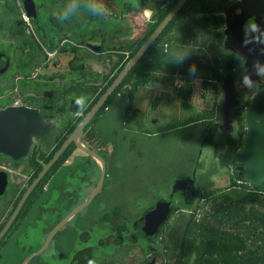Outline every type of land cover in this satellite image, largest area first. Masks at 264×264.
I'll use <instances>...</instances> for the list:
<instances>
[{"label":"flooded vegetation","instance_id":"flooded-vegetation-1","mask_svg":"<svg viewBox=\"0 0 264 264\" xmlns=\"http://www.w3.org/2000/svg\"><path fill=\"white\" fill-rule=\"evenodd\" d=\"M127 1L97 5L104 21H89L85 10L75 11L80 6L68 5L66 19L43 24L41 9L36 18L25 19L23 6L21 22L0 26V43L14 45V55L0 52V111L38 110L54 122L25 155L23 150H16V156L0 153V264L184 263L179 260L180 242L188 222L193 225L200 218L201 184L215 186L226 174L235 179L244 173L245 178L242 160L222 167L219 155L228 150L229 138L243 142L237 157L243 150L253 98L248 93L264 90V0H187L169 23L171 41L165 36L158 45L165 54L176 51L182 57L188 65L184 72L156 71L157 81L135 89L132 99L134 85L124 86L127 96L120 93L112 110L106 109L111 114L117 110L115 130L104 131L101 122L110 117L102 115L78 141L63 148L104 87V77L115 73L109 61L129 58L181 0ZM137 13L146 18L141 31ZM24 41L33 43L29 54L23 51ZM24 56L33 59L23 62ZM202 65L216 69L220 80L203 77ZM248 70L251 75L242 84ZM228 75L245 94L237 98L225 124L223 86ZM189 78L194 92L199 80L204 91L213 93L208 110L215 104L214 85L220 89V118L210 119L208 129L196 126L201 122L194 96L191 110L184 109L178 96ZM242 109L240 122L236 114ZM189 126L193 129L183 134ZM163 135L172 136L181 148L202 137L191 175L175 178L171 185L146 174L141 162L147 154L137 138ZM181 180L186 184L175 188ZM162 203H170V213L163 218L161 209L152 215Z\"/></svg>","mask_w":264,"mask_h":264},{"label":"trees","instance_id":"trees-1","mask_svg":"<svg viewBox=\"0 0 264 264\" xmlns=\"http://www.w3.org/2000/svg\"><path fill=\"white\" fill-rule=\"evenodd\" d=\"M25 0H0V21L4 22L22 21L23 3ZM37 8L42 10V16L39 21L51 20L58 22L67 18V6L77 5L79 8L75 11L85 10L87 13V19L94 21L105 20V14L101 13L96 8L97 5L113 4L115 2H125L127 0H34ZM99 11V12H98ZM99 13V14H98ZM163 19H160L158 23L141 39L137 46V49L132 55L127 58H121L118 60H110L109 66L112 67V71H115L113 75H106L102 81L104 87L99 92V95L94 99L92 104L88 107L86 113L90 112L98 100L113 84L118 75L123 71L127 63L136 55L141 49L144 43L148 40L155 30L160 26ZM17 25V24H16ZM15 25V26H16ZM61 29H64V25L59 23ZM172 25H169L160 37L152 44L142 59L131 70L129 75L123 81V83L116 89V91L110 96L103 108L97 113V115L91 121V124H95L101 121V116H112L111 110L114 101L119 100V94L124 93V97L127 96L129 89L124 86L134 85V90L131 91L130 98L133 97V92L138 87L146 86L157 81L155 75L156 71L161 69H167L169 73L175 74L178 70L187 68L185 61L178 53L172 52L171 54H165L164 49L160 50L158 45L165 36L166 41L170 40V30ZM10 28L14 29L12 25ZM13 44L0 43V52H10L14 55ZM47 49L52 51V46L47 44ZM33 43L30 41H24L23 51H27L28 54L32 52ZM43 52H45L43 50ZM24 53V52H23ZM32 56L23 57V62L32 61ZM14 59H12L13 62ZM14 64V63H12ZM16 64V63H15ZM15 67H21L19 64ZM22 67L28 68L30 64H23ZM191 68V67H190ZM200 73L205 78L213 80H220L221 74L213 67L199 66ZM185 74V73H183ZM215 88V104L212 110H205L198 115V119L201 122L200 128H209V120H218L220 118V111L218 109V100L220 89L218 84L214 85ZM194 89L193 82L190 78L183 88L178 92L179 98L183 100L185 110H191V100L193 97ZM110 107V111L106 110ZM239 111L236 115L240 122L244 121V109ZM111 119V118H110ZM191 120H189L190 122ZM188 121L182 123L186 125ZM104 131H113L115 127H104ZM186 130V129H185ZM211 138L208 139V142ZM228 150L226 153L219 155L220 164L222 167H232L239 164L237 159V153L242 148L243 142L236 141L234 139L227 140ZM242 173L236 176L233 185L226 189H211L204 190L202 198L204 203L200 206V218L195 223L188 222L185 227V233L180 242V254L179 260H184V263L175 264H264V183L263 184H240L238 181L245 178ZM190 205V204H189ZM188 205V206H189Z\"/></svg>","mask_w":264,"mask_h":264},{"label":"water","instance_id":"water-1","mask_svg":"<svg viewBox=\"0 0 264 264\" xmlns=\"http://www.w3.org/2000/svg\"><path fill=\"white\" fill-rule=\"evenodd\" d=\"M187 0H181L180 3L172 10L166 19L160 24L150 38L144 43L136 55L127 63L123 71L118 75L113 84L98 100L90 112L85 116L71 137L64 145L66 148L72 141H78L81 133L86 126L93 120L97 113L103 108L110 96L123 83L131 70L146 54L152 44L160 37L167 28L172 19L181 10ZM27 13V18L37 17V5L34 0H25L23 3ZM251 75L249 70L242 77V84L248 80ZM225 106L223 109V117L225 124L231 119L230 110L235 107L236 100L239 96L245 94L244 91H238L234 77L228 75L225 78L223 86ZM246 92V91H245ZM247 93V92H246ZM252 98V103L246 113L248 125V136L245 147L238 154V159L245 163L246 175L245 180L250 184L264 183V90L259 92L250 91L248 93ZM54 125L52 119H47L39 113L38 110H30L27 108H8L0 111V153L15 155L16 150L22 151L20 154L25 155L32 146V142L37 137H42L49 132ZM19 154V155H20ZM21 156V155H20ZM186 184L185 181H177L175 188H180ZM101 187V186H100ZM99 187V189H100ZM163 211L165 218L171 211L170 203L159 204L152 215ZM3 235H0V239ZM26 264V263H23Z\"/></svg>","mask_w":264,"mask_h":264},{"label":"rangeland","instance_id":"rangeland-1","mask_svg":"<svg viewBox=\"0 0 264 264\" xmlns=\"http://www.w3.org/2000/svg\"><path fill=\"white\" fill-rule=\"evenodd\" d=\"M135 20L137 27H139V31H141L146 21L144 14L137 13L135 16ZM168 79L170 83L171 82L170 77H168ZM197 81H198V83H196L197 93L193 99V103L195 106L199 108L198 110L201 113L205 110L212 108L213 93L209 91H204L201 82L199 80ZM117 114H118L117 110H115L114 114H112V116L110 117L111 119L101 122L102 125H105L104 127L109 125L110 127L117 126L118 125ZM193 115L196 116L197 115L196 112H194ZM185 121L187 120H184L183 122ZM199 125L200 124L196 126ZM192 129L193 126L184 128L183 134H185L187 130L191 131ZM137 138L142 140L141 141V143L143 144L142 148L147 154V156L141 163L146 164L145 168L149 171V173L146 174L147 175L150 174L149 176L152 177V179L162 177L166 180V182L169 185H171V183L175 178H183L186 177L187 175H191L193 168L196 167L197 155H198L197 153L199 149L198 143H201L202 137H200V139L198 140H195L191 146H184L183 148H181V146H178L175 139H173V137L169 135L150 137V138H144V137H137ZM184 138H186V136ZM160 172H162L161 175H159ZM233 182H234V178L226 174L224 176V179L218 181L215 184V186L211 184L202 183L200 189L203 191V193L204 190L207 188L213 189V187H215L216 189L217 188L226 189L231 185H233Z\"/></svg>","mask_w":264,"mask_h":264},{"label":"clouds","instance_id":"clouds-1","mask_svg":"<svg viewBox=\"0 0 264 264\" xmlns=\"http://www.w3.org/2000/svg\"><path fill=\"white\" fill-rule=\"evenodd\" d=\"M251 27L255 28V27H256V25H255V24H253V25H251ZM77 103H79V100L77 101Z\"/></svg>","mask_w":264,"mask_h":264},{"label":"crops","instance_id":"crops-1","mask_svg":"<svg viewBox=\"0 0 264 264\" xmlns=\"http://www.w3.org/2000/svg\"><path fill=\"white\" fill-rule=\"evenodd\" d=\"M196 93H197V91H195L194 93H193V96L195 97V95H196ZM195 94V95H194ZM193 98V97H192ZM192 101V100H191Z\"/></svg>","mask_w":264,"mask_h":264},{"label":"built area","instance_id":"built-area-1","mask_svg":"<svg viewBox=\"0 0 264 264\" xmlns=\"http://www.w3.org/2000/svg\"><path fill=\"white\" fill-rule=\"evenodd\" d=\"M24 18H25V19H27V17H26V16H24Z\"/></svg>","mask_w":264,"mask_h":264}]
</instances>
